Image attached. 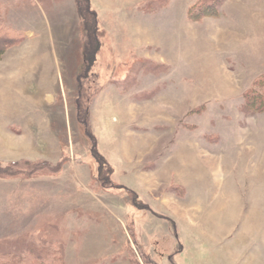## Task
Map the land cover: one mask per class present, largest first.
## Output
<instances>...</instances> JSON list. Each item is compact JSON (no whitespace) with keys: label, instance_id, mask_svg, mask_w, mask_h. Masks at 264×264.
<instances>
[{"label":"rangeland","instance_id":"obj_1","mask_svg":"<svg viewBox=\"0 0 264 264\" xmlns=\"http://www.w3.org/2000/svg\"><path fill=\"white\" fill-rule=\"evenodd\" d=\"M161 1L90 0L103 33L88 62L74 0H0L21 37L0 56V250L55 221L67 264H126L125 240L155 264H264V110L243 109L264 73V0H214L198 20L199 0ZM21 160L61 169L2 175ZM61 199L78 209L63 226Z\"/></svg>","mask_w":264,"mask_h":264},{"label":"trees","instance_id":"obj_2","mask_svg":"<svg viewBox=\"0 0 264 264\" xmlns=\"http://www.w3.org/2000/svg\"><path fill=\"white\" fill-rule=\"evenodd\" d=\"M161 1V0H157ZM76 12L78 14V17L82 23V26L85 31V40H84V47H85V59H89L88 62L94 61V56H96V53L100 46V37L103 33L102 29L98 26L97 21V13L92 8L90 0H74ZM160 6L164 5L165 2L162 0ZM217 5L214 0H199L193 2L187 11L188 18L192 20H198L202 18L203 16L208 15H214L217 11V6L215 8V5ZM213 6L214 8H212ZM15 33L10 28H6L5 26L0 25V56L4 53L5 49L8 44L16 43L20 40L19 35H14ZM245 102L243 104V109H248L251 112H262L264 110V73L258 75L253 84L245 90ZM81 106L77 104V111H81ZM83 111V109H82ZM81 111V112H82ZM83 114V113H82ZM81 117V116H80ZM86 128L88 125L86 117L80 118ZM93 156L95 157L96 161L99 163V166L101 170L104 169V172H100V183L99 185L103 189H109V187L112 188V180H111V170L108 168H104L107 164V162L103 159V157L95 150L93 153ZM16 167L19 171L12 170V165L10 168H5L2 170V175L4 177H14L21 179H32L43 175H57L59 172L58 170L61 169L58 167L57 169H52V167H49L48 165L44 164L43 162H31L28 160H21L16 162ZM47 182V181H46ZM48 183V182H47ZM49 184V183H48ZM53 184V183H51ZM98 188V187H97ZM99 189V188H98ZM95 191V190H94ZM99 192H94L95 195H97ZM8 196L9 194L0 193V196ZM22 199H34V195L32 194H25L21 196ZM99 200V199H97ZM66 201V202H65ZM70 202L68 200L61 199V203H57V209H62L63 216L61 218V221H57V223H61V225H67L70 220L72 213H69L70 208H74V206H70ZM47 207L48 204H45L41 209ZM56 209V208H55ZM73 210L78 211V209L74 208ZM34 212V213H33ZM32 214L38 213V210H33ZM72 212V211H70ZM36 218H39V214L36 215ZM110 216V215H109ZM29 216H26V220ZM34 217V215H33ZM32 217V218H33ZM66 217V218H65ZM29 217V222L33 223L34 219ZM57 217H54L55 219ZM50 222V224H43L42 226L47 229L42 236V238H36L33 240V242L28 243L26 247L20 252H13V251H2L0 250V264H67L65 260V246L62 241H60L58 238L53 237L52 233L54 232V229H52L50 225H56ZM45 225V226H44ZM17 228V226H16ZM43 228V229H44ZM6 229V228H5ZM14 229V228H13ZM32 229V230H31ZM110 229V227H108ZM28 230H31L34 232L32 227H29ZM31 232V233H33ZM102 231H99L98 236L96 239L99 241L101 240V237L103 234ZM105 233V231H103ZM106 238L108 236V233H105ZM132 235V233H131ZM44 238V239H43ZM95 237H92L89 239V241L93 240ZM112 238V237H111ZM110 240V238L108 237ZM88 241V240H87ZM113 246L114 239L112 238ZM125 246L127 253H128V260L126 261V264H155L151 262L150 260H137L134 252H132V248L129 247L127 241L125 240ZM127 243V244H126ZM110 245V246H112ZM113 248V247H112ZM94 250V248H92ZM116 250H122V247L119 246L116 247ZM113 251L111 247L107 248V250L104 251V255L102 257H98V259L103 260H110L109 254ZM115 252V251H114ZM113 254V253H112ZM112 263L115 262V260H110ZM119 261V260H117Z\"/></svg>","mask_w":264,"mask_h":264},{"label":"crops","instance_id":"obj_3","mask_svg":"<svg viewBox=\"0 0 264 264\" xmlns=\"http://www.w3.org/2000/svg\"><path fill=\"white\" fill-rule=\"evenodd\" d=\"M55 51V50H54ZM53 57L56 59V62L58 63L57 54L54 52Z\"/></svg>","mask_w":264,"mask_h":264}]
</instances>
